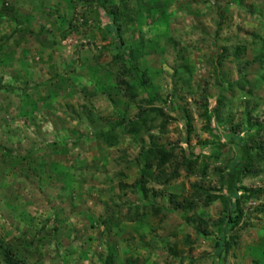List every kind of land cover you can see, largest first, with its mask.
Listing matches in <instances>:
<instances>
[{"label": "rangeland", "instance_id": "obj_1", "mask_svg": "<svg viewBox=\"0 0 264 264\" xmlns=\"http://www.w3.org/2000/svg\"><path fill=\"white\" fill-rule=\"evenodd\" d=\"M262 37L264 0H0V239L26 264H264V193L216 257L221 204L190 186L219 194L236 145L264 143ZM151 143L172 150L167 185L142 167ZM250 173L237 186L263 188L264 160Z\"/></svg>", "mask_w": 264, "mask_h": 264}, {"label": "trees", "instance_id": "obj_2", "mask_svg": "<svg viewBox=\"0 0 264 264\" xmlns=\"http://www.w3.org/2000/svg\"><path fill=\"white\" fill-rule=\"evenodd\" d=\"M104 5V4H103ZM10 9V8H9ZM8 13H11L9 10ZM118 12L116 10H110L108 13V16L112 19H116L118 16ZM114 19V20H115ZM258 42V45L261 47V51H263L264 48V37H262ZM121 45L117 44V48L120 50L116 51L117 60L122 59V61L125 59L127 62L132 58L133 59V50L134 46L129 45L128 47H125L124 49L120 48ZM130 48V49H129ZM223 53H225V50L223 49L221 54L218 55L219 60L223 59ZM218 60V61H219ZM217 65H220V62H217ZM120 73V72H119ZM122 75V71H121ZM126 83L124 80L120 82V84L124 85L125 90H128L129 87L124 84ZM131 97H133V94H130ZM222 100L221 96H216L214 98L213 104L208 109V104L206 101H204L202 105V113L201 117L204 122V132H206L210 137L214 138V132L213 129L210 127V116L211 114L215 119L218 117V108H219V102ZM156 114L159 116L161 115V112L159 110H154ZM183 114V112H181ZM122 121V120H121ZM184 128H185V136L184 141L187 144L188 143V137L189 133L191 131V126L189 122V118L187 116H184ZM164 124V123H163ZM118 125V123H116ZM125 133H139V129L134 126L133 122H129V127L125 128ZM103 135V134H102ZM227 136L226 138V144H229L230 140H232V137ZM107 138L110 140L109 143H114L113 139V132L111 135L107 136ZM216 138V137H215ZM249 143L247 141L241 142L239 145H236V156L231 161L230 166L227 168V170H216V173L218 175V186L220 191L216 192L219 194H209L207 191H205L202 187L197 186L195 183L191 184V189L193 190L191 200H201L203 206H207L212 202L218 201L221 204L223 214L221 215L220 219L216 222V226L219 231V235L214 240V252L216 254V257H222L224 256L230 246L232 245V242H229L227 239L225 241V235L231 231L235 226L238 225L240 219H241V210L239 209V205L242 201H248L251 202L252 200H256L259 196H261L264 193V187L263 188H257V189H249L243 186H237L239 183H241V180L250 177L251 176V168L254 163H260L262 160H264V143L262 145H257L255 143H251L252 139L247 138ZM216 146L215 150H221L226 147V144L219 143L216 140ZM146 154L151 157L152 163L149 164H143L142 167L150 169L152 166L157 170L160 171V175L154 176V179L160 178L159 184L161 185H167V183L177 177V172L174 170L169 175L163 174V168L166 164L170 162L172 159V150L166 149L163 146L156 145L151 143L147 149ZM197 158V157H196ZM191 160L190 158H187L185 154L181 152V158L180 162L182 167L184 168V171L187 175H191L194 172L199 173V175H205V171L207 166L202 164L197 170L193 169V164H195L197 159ZM13 160V159H12ZM140 187H143V181H140ZM142 190V188H141ZM170 199L172 197H169ZM152 208V207H151ZM174 208H181L183 212H187L190 209H192V203H189L188 199L177 201L175 203ZM156 214V212L154 213ZM0 262L1 264H26L23 259L17 258L12 250L11 246L9 244H6L0 239Z\"/></svg>", "mask_w": 264, "mask_h": 264}]
</instances>
